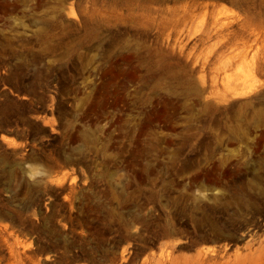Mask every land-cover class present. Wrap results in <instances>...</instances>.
<instances>
[{
  "label": "rangeland",
  "instance_id": "374dc122",
  "mask_svg": "<svg viewBox=\"0 0 264 264\" xmlns=\"http://www.w3.org/2000/svg\"><path fill=\"white\" fill-rule=\"evenodd\" d=\"M0 264H264V0H0Z\"/></svg>",
  "mask_w": 264,
  "mask_h": 264
},
{
  "label": "trees",
  "instance_id": "16d2710c",
  "mask_svg": "<svg viewBox=\"0 0 264 264\" xmlns=\"http://www.w3.org/2000/svg\"><path fill=\"white\" fill-rule=\"evenodd\" d=\"M6 115L4 116V120L7 125H15V119H14V114L10 112H6Z\"/></svg>",
  "mask_w": 264,
  "mask_h": 264
},
{
  "label": "water",
  "instance_id": "95a60500",
  "mask_svg": "<svg viewBox=\"0 0 264 264\" xmlns=\"http://www.w3.org/2000/svg\"><path fill=\"white\" fill-rule=\"evenodd\" d=\"M203 173H205V174H213V175H217L218 173H219V168L217 167V168H214L213 170H205Z\"/></svg>",
  "mask_w": 264,
  "mask_h": 264
}]
</instances>
